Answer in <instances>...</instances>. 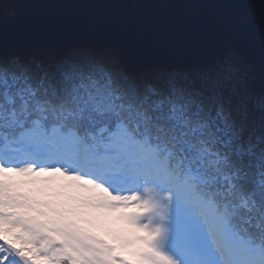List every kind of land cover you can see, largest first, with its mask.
<instances>
[{"label": "snow or ice", "instance_id": "6c2138e0", "mask_svg": "<svg viewBox=\"0 0 264 264\" xmlns=\"http://www.w3.org/2000/svg\"><path fill=\"white\" fill-rule=\"evenodd\" d=\"M259 56L189 70L119 39H38L0 0V264H264Z\"/></svg>", "mask_w": 264, "mask_h": 264}, {"label": "water", "instance_id": "95a60500", "mask_svg": "<svg viewBox=\"0 0 264 264\" xmlns=\"http://www.w3.org/2000/svg\"><path fill=\"white\" fill-rule=\"evenodd\" d=\"M8 24L38 39H119L177 68L216 47L259 56V24L243 0H15Z\"/></svg>", "mask_w": 264, "mask_h": 264}, {"label": "trees", "instance_id": "16d2710c", "mask_svg": "<svg viewBox=\"0 0 264 264\" xmlns=\"http://www.w3.org/2000/svg\"><path fill=\"white\" fill-rule=\"evenodd\" d=\"M177 70H189V69L182 67V68H177Z\"/></svg>", "mask_w": 264, "mask_h": 264}]
</instances>
